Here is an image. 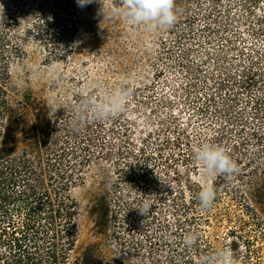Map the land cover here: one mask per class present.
Instances as JSON below:
<instances>
[{
  "label": "rangeland",
  "instance_id": "374dc122",
  "mask_svg": "<svg viewBox=\"0 0 264 264\" xmlns=\"http://www.w3.org/2000/svg\"><path fill=\"white\" fill-rule=\"evenodd\" d=\"M118 1L93 0L90 9L78 7L75 12L80 27L79 36H74L75 49L94 62L96 78L97 56H105L112 42L99 19L107 22ZM192 1L176 0L177 19L165 36L172 43L184 26L190 30L175 48V56L188 48L189 56L183 61L167 68L171 52L158 41L142 93L125 86L124 74L101 73L109 85L106 95L130 94L121 113L100 119L95 128L101 137H95L93 144L106 146V156L97 160L106 166L108 186L100 184L96 167L85 184L73 190L78 215L74 224L66 226L76 229L77 238L69 250L57 253L59 264H199L220 248L234 251L235 264H264V0H256L251 10L244 0H195L197 8ZM209 13L213 14L209 23L215 27L211 34L203 30ZM121 22L133 36L135 26L122 18ZM151 36L149 32L144 37L147 43ZM93 46L100 51L92 50ZM253 50L262 57L251 60ZM40 56L34 49L29 64L36 96L46 88L41 86L46 74ZM141 66L145 68L144 63ZM60 84L64 97L83 89L74 82ZM163 96L171 104L159 106ZM148 98L151 103L146 104ZM202 143L223 147L237 162L239 174L230 180L202 176L194 156V148ZM121 175L119 194L111 182ZM202 180L216 192L206 210L197 200ZM119 195L123 203L133 200L130 216L138 225L130 234L113 213ZM143 203L152 204L149 219L135 208ZM11 228L4 230L5 235L0 232V264H48L39 250L11 246L10 232L16 233ZM189 232L197 237L191 248L183 243Z\"/></svg>",
  "mask_w": 264,
  "mask_h": 264
},
{
  "label": "trees",
  "instance_id": "16d2710c",
  "mask_svg": "<svg viewBox=\"0 0 264 264\" xmlns=\"http://www.w3.org/2000/svg\"><path fill=\"white\" fill-rule=\"evenodd\" d=\"M244 3L251 10L257 2L244 0ZM191 5L198 7L195 0ZM119 6L118 1L116 8ZM85 8L90 9V4ZM77 9L76 0H0V223L3 225L0 232L5 235L4 230H10L12 224L19 237L10 232L11 246L39 250L48 264H59L57 253L69 250L77 238L76 229L66 226L74 224L78 215L73 190L83 186L96 167L102 177L100 184L108 186L106 166L97 160L106 156V146L93 144L95 137H101L95 130L100 119L81 110L89 97L99 101L108 96L109 85L101 73L124 74L125 86H133L142 93L151 73L147 67L152 62L154 46L162 44V48L171 52L167 68L172 69L189 56L188 48L175 56V48L190 32L186 26L172 43L166 42L165 36L171 29L168 27L147 31L143 26H135V34L130 36L121 17L114 12L107 22L99 19L112 42L105 56H97L96 69L100 72L96 78L91 67L94 62L75 49L74 36L80 34L74 20ZM212 15L204 16L203 30L207 34L215 30L209 23ZM147 32L152 34L148 43L144 39ZM144 44H147L144 49H136V45ZM34 49L41 55L39 64L46 74V83L41 85L46 88L39 96L30 80L29 64ZM92 50L98 52L100 48L93 46ZM252 52L251 60L262 57L257 51ZM74 53L79 56L74 58ZM143 63L145 68L141 66ZM131 71L135 77L130 76ZM61 82H74L83 89L64 97ZM134 97H138L137 92ZM171 102L164 96L158 99L161 107ZM145 103H151L149 98ZM50 107H57L54 120L49 118ZM118 177L111 183L117 185L120 194L123 176ZM120 197L116 198L118 204L113 213L120 227L127 226L125 233L130 234L138 225L130 216L133 200L124 204ZM5 224L9 229L4 228Z\"/></svg>",
  "mask_w": 264,
  "mask_h": 264
},
{
  "label": "clouds",
  "instance_id": "9594fccd",
  "mask_svg": "<svg viewBox=\"0 0 264 264\" xmlns=\"http://www.w3.org/2000/svg\"><path fill=\"white\" fill-rule=\"evenodd\" d=\"M77 6L84 8L93 3V0H76ZM120 6L115 12L127 24L143 26L147 31H154L158 28L171 27L176 22L174 13V0H119ZM104 15L103 8L100 10ZM130 93L120 91L109 96H105L99 101L87 99L81 109L84 112L90 111L96 119H107L114 117L124 110L126 98ZM57 107H50L49 118H55ZM195 160L200 166L202 176H224L232 179L239 174V167L235 160L227 151L215 144L202 143L194 148ZM216 192L212 184L205 180L201 181L200 191L197 200L201 210L209 209L215 200ZM150 203H143L135 207L142 215H149L151 210ZM197 237L189 232L183 238L186 247L191 248ZM235 253L230 248H220L207 257L199 261V264H235Z\"/></svg>",
  "mask_w": 264,
  "mask_h": 264
}]
</instances>
